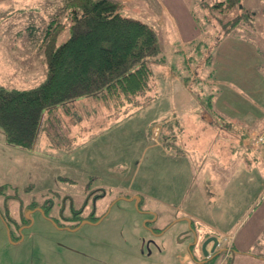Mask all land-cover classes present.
<instances>
[{"label": "rangeland", "instance_id": "374dc122", "mask_svg": "<svg viewBox=\"0 0 264 264\" xmlns=\"http://www.w3.org/2000/svg\"><path fill=\"white\" fill-rule=\"evenodd\" d=\"M217 2L123 0L122 13L156 28L161 53L151 98L109 130L96 125L91 136L62 141L41 129L27 148L9 143L0 126V264H264V157L241 156L237 164V156L223 167L213 152L201 164L202 152L174 154L155 139L159 117L169 135L171 116L180 129L202 108L218 106L237 119L264 103V0H242L246 13L257 11L242 26L228 23L236 8ZM54 6L62 0H0V84L29 87L46 78L40 45ZM61 33L58 43L69 27ZM88 110L103 124L110 119ZM194 228L200 240L223 239L202 263ZM190 247L196 258L184 260Z\"/></svg>", "mask_w": 264, "mask_h": 264}, {"label": "trees", "instance_id": "16d2710c", "mask_svg": "<svg viewBox=\"0 0 264 264\" xmlns=\"http://www.w3.org/2000/svg\"><path fill=\"white\" fill-rule=\"evenodd\" d=\"M220 5L237 9L238 15L228 23L240 26L245 25L241 24L244 17L257 13H246L242 0L215 4ZM65 7L70 34L58 43L62 28L44 29L46 39L40 47L46 55V78L26 88L0 84V126L11 144L32 147L47 110L84 97H99L116 108L141 106L151 98L152 64L161 53L156 28L122 13L123 0H66ZM261 132L264 130L254 136L256 142ZM44 212L48 215L45 208Z\"/></svg>", "mask_w": 264, "mask_h": 264}, {"label": "crops", "instance_id": "0c3cea01", "mask_svg": "<svg viewBox=\"0 0 264 264\" xmlns=\"http://www.w3.org/2000/svg\"><path fill=\"white\" fill-rule=\"evenodd\" d=\"M65 5L66 0H62V7L58 11L55 6L52 8L48 17L44 19V29L57 25L62 28L63 32L66 28L70 27V24L67 25L64 22V20H69L67 13L68 10ZM61 36L62 33L60 34V37ZM44 39H46L45 36ZM44 39L42 41H44ZM40 52H43L45 55L44 49L41 47ZM108 104L109 111H105V106L101 103L99 97L88 96L72 101L66 105H61L55 109L47 110L43 116L41 129L44 130L47 135L57 134L62 141H64V138L66 137L68 140L69 135L83 136V134H85L88 136L89 134L91 136V127L100 125L102 128L109 130L111 125L113 126L115 123L118 124L120 121L123 122L124 118L127 119V117L135 113L134 110L137 111L138 108V106H122L116 108L112 103ZM92 107L96 108V111H102V113L106 114L111 120L109 119L107 123L103 124L101 121L102 118L98 117V115H96V117L87 115L86 113H90L88 109H91ZM212 109L214 113L210 111ZM216 110L218 111V114L213 107L208 109L202 108L198 113L200 117H193L194 122L192 119H188V117L182 118V122L179 121L182 124L180 129H178V126L174 127L179 125L177 121H175L178 117L171 116V123H173V125L171 126L172 133L169 135L168 132L163 134L166 122L163 123L162 117H159V119H155L156 123L153 124V127H160L158 137L156 136L155 139L159 140L160 145L164 144V146H167L168 149H170L168 152H173L174 154L183 155L187 154V152H202L204 157H200L199 163L201 164L205 163L207 160L206 158L211 157L213 152L214 158H222L220 163L213 159V163L216 165L220 164L223 167L229 165L234 160L233 158H237V156V164L240 163L241 156L249 158V160H251L250 162H252V159L257 162L256 154H260L264 157V153L261 152V150L258 152L260 146L254 140V136L260 130V124L264 122V103L258 101L252 111L244 116L238 117L237 119L225 117L224 112L218 108V106ZM82 113H84L85 116H81ZM69 116L74 117V119H71ZM201 116H203L205 122H199L202 118ZM258 121L260 122L257 126ZM76 122H79V127ZM82 123L89 124V128L85 132L82 131ZM49 137L52 138V136ZM162 138L166 140H163ZM168 140L172 142L168 143ZM234 165H236V163ZM249 165L251 167V163H249ZM191 249L192 251L190 253L188 251L183 254L184 260H191L194 257L192 255V252H194L193 248ZM203 257V255H200L199 260H202ZM196 262L202 263L201 261Z\"/></svg>", "mask_w": 264, "mask_h": 264}, {"label": "water", "instance_id": "95a60500", "mask_svg": "<svg viewBox=\"0 0 264 264\" xmlns=\"http://www.w3.org/2000/svg\"><path fill=\"white\" fill-rule=\"evenodd\" d=\"M242 6V4L240 5ZM128 198V197H126ZM130 199H135L136 200V204L138 205L139 203V200H140V196L139 195H134L132 197H130ZM101 218L98 220L100 221ZM83 222H93L92 220L90 219H85L83 220ZM78 228V227H76ZM74 228V229H76ZM212 241V243L210 244L211 246H209V242ZM219 245V237L217 235H212V236H209L203 243H202V252L204 254L205 257H209L211 256V254H216V253H219L220 251L217 250V247ZM212 255V256H213ZM210 258V257H209ZM207 259L203 260V261H206Z\"/></svg>", "mask_w": 264, "mask_h": 264}, {"label": "flooded vegetation", "instance_id": "af4514ba", "mask_svg": "<svg viewBox=\"0 0 264 264\" xmlns=\"http://www.w3.org/2000/svg\"><path fill=\"white\" fill-rule=\"evenodd\" d=\"M48 217H49V215H48ZM51 217V216H50ZM93 222H95L94 220H92ZM30 222H31V219H28V220H26V223L25 224H27V225H29L30 224ZM79 224H77L76 226H78ZM22 226V224H20L19 225V228ZM60 226V225H59ZM61 227L62 228H66L67 226L66 225H61ZM73 227V226H72ZM76 228V227H75ZM72 229H74V228H72ZM194 234H195V237H196V243H195V245L197 246V245H199V247H200V250L202 251V249H201V247H202V243L208 238L207 236V238L206 237H204V238H201V240L199 239V234H198V232H197V230H195V228H194ZM212 243V241H210L209 242V246H210V244ZM221 245H222V242H219V245H218V247H217V250H219L220 248H221ZM202 254H203V252H202ZM213 254H211V256H209L210 258L211 257H213L212 256ZM203 256H204V254H203ZM209 257H203V259L202 260H198V261H203V260H205V259H207V258H209Z\"/></svg>", "mask_w": 264, "mask_h": 264}, {"label": "built area", "instance_id": "2783aa9c", "mask_svg": "<svg viewBox=\"0 0 264 264\" xmlns=\"http://www.w3.org/2000/svg\"><path fill=\"white\" fill-rule=\"evenodd\" d=\"M257 142L261 144L262 149L264 151V132H261L257 135ZM220 240H222V238Z\"/></svg>", "mask_w": 264, "mask_h": 264}]
</instances>
